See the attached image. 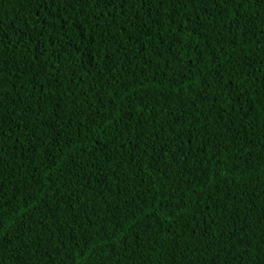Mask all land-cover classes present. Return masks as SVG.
Listing matches in <instances>:
<instances>
[{
    "label": "trees",
    "instance_id": "16d2710c",
    "mask_svg": "<svg viewBox=\"0 0 264 264\" xmlns=\"http://www.w3.org/2000/svg\"><path fill=\"white\" fill-rule=\"evenodd\" d=\"M0 264H264V0H0Z\"/></svg>",
    "mask_w": 264,
    "mask_h": 264
},
{
    "label": "snow or ice",
    "instance_id": "6c2138e0",
    "mask_svg": "<svg viewBox=\"0 0 264 264\" xmlns=\"http://www.w3.org/2000/svg\"><path fill=\"white\" fill-rule=\"evenodd\" d=\"M0 227H2V222H0Z\"/></svg>",
    "mask_w": 264,
    "mask_h": 264
}]
</instances>
